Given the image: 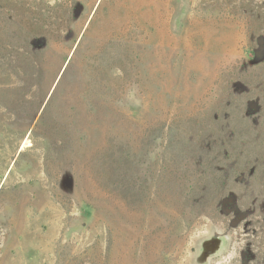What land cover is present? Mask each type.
Here are the masks:
<instances>
[{
	"label": "rangeland",
	"instance_id": "1",
	"mask_svg": "<svg viewBox=\"0 0 264 264\" xmlns=\"http://www.w3.org/2000/svg\"><path fill=\"white\" fill-rule=\"evenodd\" d=\"M264 264V0H0V264Z\"/></svg>",
	"mask_w": 264,
	"mask_h": 264
},
{
	"label": "water",
	"instance_id": "2",
	"mask_svg": "<svg viewBox=\"0 0 264 264\" xmlns=\"http://www.w3.org/2000/svg\"><path fill=\"white\" fill-rule=\"evenodd\" d=\"M230 239L228 230L213 225L207 234L199 237L194 244L191 264H211L225 249Z\"/></svg>",
	"mask_w": 264,
	"mask_h": 264
}]
</instances>
